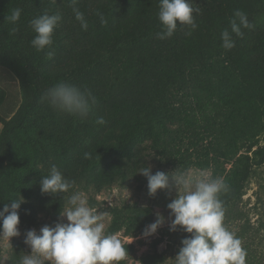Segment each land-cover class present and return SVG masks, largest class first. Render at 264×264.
Instances as JSON below:
<instances>
[{
    "label": "rangeland",
    "instance_id": "374dc122",
    "mask_svg": "<svg viewBox=\"0 0 264 264\" xmlns=\"http://www.w3.org/2000/svg\"><path fill=\"white\" fill-rule=\"evenodd\" d=\"M89 1L62 3L61 9L65 16L61 26L66 34L65 43L71 50L55 49V56L47 61V67L58 72L65 65L77 61L80 69L74 74L75 81H71V84L90 91L97 103L87 117L81 118L54 110L40 99L25 129L13 135V150L7 169L9 175L5 184L16 197H23L26 202L33 203L35 222L19 224L20 236L9 241L0 237V264H18L20 256L28 252L23 243L26 230L34 229L39 233L45 225L54 227L57 223H66L63 211L69 206L68 198L76 192L87 195L88 206L96 214L102 215L101 222L105 223L106 228L113 218L115 207L125 212L127 206H133L147 213L145 218L138 219L134 233L126 234L127 224L114 233L123 244L134 245V250L124 259L125 264H139L138 257L154 249L159 254L165 252L163 264H174L173 259L181 247L179 235L182 231L179 228L174 232L169 231L171 218L166 205L175 198L177 189L158 190L155 196L150 197L147 179L137 172L138 169L150 165L152 174L164 171L175 177L178 173L186 172L193 179H198L201 172H208L213 177L224 179L232 166V160L213 151L214 135H208L198 128L177 133L181 140L173 141L174 144L167 148L170 152H158L151 147L150 141L139 142L134 149L137 158L124 160L114 155L107 161L109 164L102 162L92 167L91 158L103 149L102 144L108 141L110 131L119 132L132 127L130 131L135 132L137 125L127 127L121 123L136 112L147 114L150 119L155 117L156 112L148 110L141 89L149 86L159 75L161 70L157 71L158 68L175 74L179 62L165 52L168 48L175 49L172 40L164 47L163 40L158 42L151 39L153 33L162 31L158 20L160 0H119L115 15L105 14L104 24L101 19L97 24L86 19ZM261 1H256L246 14L248 22L253 25L252 28H245L248 31L246 46L249 55L256 58L264 54V0ZM194 3L197 4L195 0ZM32 6L36 15L39 11L37 3ZM76 8L84 15L88 24L86 30L75 18L73 9ZM202 18L199 19L206 26V19ZM214 21L213 18L212 23ZM201 25V22L197 23L195 29H187L184 34L188 39H196L206 45L209 39L205 30L203 37L196 38ZM179 28L183 27L178 24L172 37H177ZM11 32L13 40L22 47L27 46L33 34L31 28L18 24L14 27L12 24ZM189 32L190 35L187 34ZM85 55L94 59L105 55V59L87 67L83 61ZM173 74L170 79L175 78ZM52 82L56 84L60 81ZM18 97L17 78L0 64V108L9 111ZM99 117L105 120L103 125L96 123ZM6 120L7 117L0 114V130ZM173 127L176 128V125ZM179 129L184 130V125ZM240 151L248 154L253 163V172L239 202L243 218H232L231 206L224 212L223 223L240 239L241 247L246 252V264H264V229L259 227L260 220H264V189L259 187V183L264 182V134L253 146L250 141H243ZM85 153L89 154L87 158ZM53 164L70 183L69 190L56 194L42 193L40 196L29 195L28 189L32 186L38 188L43 178L35 174L31 167L51 168ZM58 198L63 199V204L59 214L55 215L54 203ZM157 212L165 217L164 225L153 236L145 239L141 233L155 221Z\"/></svg>",
    "mask_w": 264,
    "mask_h": 264
},
{
    "label": "trees",
    "instance_id": "16d2710c",
    "mask_svg": "<svg viewBox=\"0 0 264 264\" xmlns=\"http://www.w3.org/2000/svg\"><path fill=\"white\" fill-rule=\"evenodd\" d=\"M79 0H0V64L9 69L17 78L19 97L13 102L9 111L0 108V114L7 117L0 130V208L4 203L12 199H18L9 191L5 184L8 177V164L13 150V135L17 131L25 129L31 112L39 103L43 93L53 85L52 80L72 83L74 74L80 66L77 61L65 65L58 72L49 70L47 61L55 56V49L71 50L65 43V36L61 22L65 13L62 12V3H74ZM193 2V4L191 3ZM189 0L192 5L195 24L201 22V30L196 38L208 35L209 42L204 45L196 39H188L184 34L191 26L181 25L177 37L163 39L166 47L172 40L174 50L168 48L165 52L171 55V59L179 62L178 71L173 74L164 68L153 79L151 84L139 88L148 110L156 112L150 119L147 114L133 113L124 120L121 125H137L135 132L131 128L122 129L119 132L112 130L108 141L102 144L99 150L91 158L92 167L98 163L109 164L110 156L118 155L124 160L137 158L134 152L139 142L150 141L151 147L160 153L170 152L167 148L176 139L181 140L177 133L195 131L200 128L208 135H214L213 151L219 156L232 160V166L224 181L229 190L220 194L223 211L232 206V218H243L239 202L245 194L247 183L253 172L251 158L240 151L243 141H250L252 146L258 142L264 134V54L261 57H251L246 46L248 31L240 26L242 35L237 36L231 30V21L237 19L234 13L240 10L247 14L254 3L261 0ZM37 3L39 9L36 15L32 4ZM90 8L85 13L86 19L99 22L101 16L109 14L112 17L118 10L119 0H90ZM21 5L22 7H18ZM21 9L19 20L13 27L24 25L31 28L30 21L45 12L60 16L53 32V45L43 51H36L31 41L36 35H30L27 46L22 47L13 40L12 23L6 20L13 9ZM205 16L204 18H202ZM203 20L206 19L205 26ZM215 19L212 23V19ZM239 25V20L237 19ZM180 25V24H179ZM217 26V28H215ZM32 30V28H31ZM228 30L234 47L225 49L222 44V32ZM33 31V30H32ZM154 41H161L157 33L151 35ZM210 49L209 51L207 49ZM48 52L52 55L49 56ZM181 59H179V58ZM105 55H99L96 59L85 55L83 61L87 67L104 60ZM171 59L169 62H171ZM184 66L181 68L180 66ZM174 79H170L171 75ZM138 90V91H139ZM176 125V128L173 127ZM184 125V130L179 127ZM264 158V154L263 157ZM260 161L259 163H261ZM31 170L38 175L49 174L50 168L33 165ZM260 189H264V182L259 183ZM28 194L40 196V186L31 187ZM63 199L58 198L54 203L55 212L59 214ZM20 224H34V205L31 201L21 204ZM146 212L141 208L127 206L123 212L120 208L113 209V218L106 228L107 234H114L125 224L126 234H132L136 230L138 219L145 218ZM260 226L264 229V220H260ZM180 229V228H179ZM179 240L185 235L181 229ZM127 253L134 250V245L124 243ZM148 252L138 257L139 264H163L165 252L161 254ZM120 264H125L121 261Z\"/></svg>",
    "mask_w": 264,
    "mask_h": 264
},
{
    "label": "clouds",
    "instance_id": "9594fccd",
    "mask_svg": "<svg viewBox=\"0 0 264 264\" xmlns=\"http://www.w3.org/2000/svg\"><path fill=\"white\" fill-rule=\"evenodd\" d=\"M193 11L189 0H160L158 20L162 31L157 33V38H171L178 24L195 29ZM73 12L82 29L86 30L88 24L83 13L77 8ZM20 15L21 9L15 8L6 20L15 24ZM234 16L239 20V25L237 19H233L230 22L231 30L237 36L242 35L240 26L253 27L244 12L237 10ZM59 20V15L45 12L30 21L36 34L31 45L36 51H43L53 45V32ZM101 23H106L102 16ZM221 36L225 49L234 47L228 30L223 31ZM48 55L52 53L48 52ZM41 101L47 102L54 110L81 118L87 117L97 103L90 91L63 81L48 88ZM96 123L103 125L105 120L99 117ZM88 156L85 153V157ZM137 172L146 177L150 197L155 196L158 190L177 189L175 198L166 205L171 218L169 231L180 228L189 235L181 239L174 264H246V252L241 247L240 239L223 223L220 194L229 190L223 178L213 177L208 172H201L198 179H193L186 172L178 173L175 177L164 171L152 174L150 165L139 168ZM70 187L55 164L51 166L49 174L40 180L41 193L67 192ZM25 202L23 197H19L4 203L0 208V237L9 241L20 236L19 210ZM68 205L63 211L66 223H57L54 227L45 225L39 233L34 229L26 230L23 243L28 252L20 256L18 264H120L128 256L125 244L116 235L107 234L106 225L101 222L102 215L96 214L88 206L85 193L71 195ZM164 222L165 217L157 212L155 221L144 228L141 236L145 239L153 236Z\"/></svg>",
    "mask_w": 264,
    "mask_h": 264
}]
</instances>
